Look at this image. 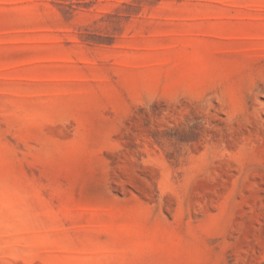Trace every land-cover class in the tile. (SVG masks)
<instances>
[{
	"label": "rangeland",
	"instance_id": "obj_1",
	"mask_svg": "<svg viewBox=\"0 0 264 264\" xmlns=\"http://www.w3.org/2000/svg\"><path fill=\"white\" fill-rule=\"evenodd\" d=\"M0 264H264V0H0Z\"/></svg>",
	"mask_w": 264,
	"mask_h": 264
}]
</instances>
